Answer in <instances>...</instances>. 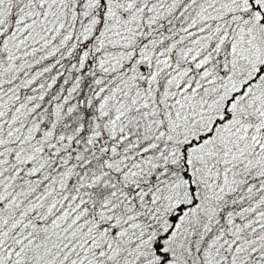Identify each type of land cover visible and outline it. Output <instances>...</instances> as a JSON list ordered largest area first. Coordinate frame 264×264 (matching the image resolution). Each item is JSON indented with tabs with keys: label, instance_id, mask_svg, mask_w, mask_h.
I'll return each mask as SVG.
<instances>
[{
	"label": "snow or ice",
	"instance_id": "obj_1",
	"mask_svg": "<svg viewBox=\"0 0 264 264\" xmlns=\"http://www.w3.org/2000/svg\"><path fill=\"white\" fill-rule=\"evenodd\" d=\"M0 264H264V0H0Z\"/></svg>",
	"mask_w": 264,
	"mask_h": 264
}]
</instances>
